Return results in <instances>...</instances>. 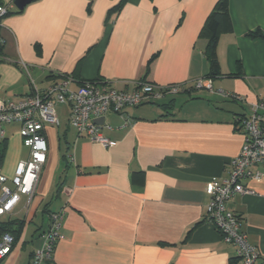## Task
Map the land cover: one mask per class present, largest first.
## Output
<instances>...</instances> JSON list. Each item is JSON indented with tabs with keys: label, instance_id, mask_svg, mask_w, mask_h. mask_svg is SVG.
Instances as JSON below:
<instances>
[{
	"label": "crops",
	"instance_id": "obj_1",
	"mask_svg": "<svg viewBox=\"0 0 264 264\" xmlns=\"http://www.w3.org/2000/svg\"><path fill=\"white\" fill-rule=\"evenodd\" d=\"M14 1L0 0L13 5L0 26L1 98L19 101L65 77L73 89L97 80L120 90L150 82L183 91L127 108L125 128L124 116L108 113L102 132L115 142L108 147L79 135L70 106L58 104L59 125L44 127L49 150L35 194L9 215L24 220L23 231L1 264H29L50 212L62 208V237L43 264H239L236 246L207 220L206 186L229 175L244 140L237 119L264 102V0H229L233 30L219 38L215 91L194 82L210 70L202 29L218 0H127L115 14L121 0H34L21 11ZM3 129L0 167L12 186L30 149L19 123ZM256 168L264 173V161ZM247 185L255 192L234 195L228 207L264 264V178Z\"/></svg>",
	"mask_w": 264,
	"mask_h": 264
},
{
	"label": "built area",
	"instance_id": "obj_2",
	"mask_svg": "<svg viewBox=\"0 0 264 264\" xmlns=\"http://www.w3.org/2000/svg\"><path fill=\"white\" fill-rule=\"evenodd\" d=\"M13 5L0 3V26L2 19ZM71 78L65 77L46 90H36L19 101L0 97V134L4 137L5 124L19 123L23 143L30 149L26 160L19 162L12 186L0 167V216L10 215L20 203L22 196H34L48 157V142L44 135L46 124L59 125L58 104L70 106L69 124L79 135H86L92 142L108 147L115 144L102 132V125L96 120L108 113L124 116L120 128L129 126L130 117L125 116L127 108L137 107L146 102L183 91L180 84L155 85L139 82L135 89L120 90L108 82L90 80L76 89L70 87ZM195 87L215 91L213 78L201 77L195 80ZM222 95L244 101L237 93L217 89ZM238 128L244 135L239 153L230 159L229 175L225 178H212L206 186L210 201L206 208L207 220L220 232L225 243L237 248L239 264H257L260 251L249 241L248 234L242 230V219L228 207L234 195L243 192L254 193L247 182H261L264 173L256 168L264 161V102L251 104L250 113L238 118ZM111 128V126H108ZM72 160L73 157L71 158ZM65 209L49 214V226L42 234V244L32 254L29 264H43L52 259L57 243L62 237L61 228ZM15 236L5 232L0 236V264L13 251Z\"/></svg>",
	"mask_w": 264,
	"mask_h": 264
},
{
	"label": "trees",
	"instance_id": "obj_3",
	"mask_svg": "<svg viewBox=\"0 0 264 264\" xmlns=\"http://www.w3.org/2000/svg\"><path fill=\"white\" fill-rule=\"evenodd\" d=\"M90 4L94 0H89ZM127 0H121L119 4L110 10V14L118 13L123 4ZM2 3V2H0ZM11 10L8 12L10 13ZM233 30L232 19L229 11V0H218L209 14L206 23L202 29V35L208 39L207 49L205 55L210 62V70L207 77H217L221 74L220 62L218 60L217 46L220 35L224 32H231ZM250 35L258 36V31L251 32ZM238 124V119L236 125ZM2 154L0 153V159ZM139 172H134V177H137ZM5 216V215H4ZM0 216V236L5 232H10L15 236V243L19 240L24 227V220L8 216L6 219Z\"/></svg>",
	"mask_w": 264,
	"mask_h": 264
},
{
	"label": "water",
	"instance_id": "obj_4",
	"mask_svg": "<svg viewBox=\"0 0 264 264\" xmlns=\"http://www.w3.org/2000/svg\"><path fill=\"white\" fill-rule=\"evenodd\" d=\"M34 0H15L14 5L16 6L17 10L21 11L23 10L26 5L31 3ZM105 117L98 118L96 121L100 123L101 125L104 123Z\"/></svg>",
	"mask_w": 264,
	"mask_h": 264
},
{
	"label": "rangeland",
	"instance_id": "obj_5",
	"mask_svg": "<svg viewBox=\"0 0 264 264\" xmlns=\"http://www.w3.org/2000/svg\"><path fill=\"white\" fill-rule=\"evenodd\" d=\"M42 208H43V206H42ZM42 208L39 210V213H38V215H37V218L34 220V222H32V223H30V230H34L35 229V227L38 225V224H40V222H41V217H42V213H41V210H42ZM44 214V213H43ZM9 215H5L3 218H7ZM21 216H23V215H20V217ZM45 225H46V223H45ZM30 245H32V243H29ZM19 264H24V259H21L20 260V262H19Z\"/></svg>",
	"mask_w": 264,
	"mask_h": 264
}]
</instances>
